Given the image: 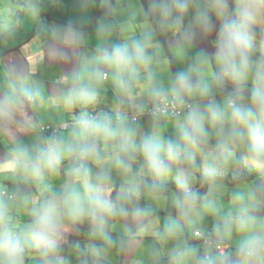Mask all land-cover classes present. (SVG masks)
<instances>
[{"label":"clouds","instance_id":"obj_1","mask_svg":"<svg viewBox=\"0 0 264 264\" xmlns=\"http://www.w3.org/2000/svg\"><path fill=\"white\" fill-rule=\"evenodd\" d=\"M121 2L95 44L52 26L81 50L57 94L0 79V127L38 115L0 138V264H264V0Z\"/></svg>","mask_w":264,"mask_h":264},{"label":"crops","instance_id":"obj_2","mask_svg":"<svg viewBox=\"0 0 264 264\" xmlns=\"http://www.w3.org/2000/svg\"><path fill=\"white\" fill-rule=\"evenodd\" d=\"M64 4L70 6L65 9L68 16L56 14L51 28L54 24H67L69 21L78 22L81 29L89 34V43L95 44L94 25L97 19L104 14L101 7L99 6V11L95 10L94 6L90 4V0H66ZM85 4L88 6L85 7ZM90 7H92V11ZM120 7L128 9L129 0H122ZM20 10L19 7L0 13V36H10L3 38L5 42L0 47V79L3 78L5 70L13 74H28L29 71L35 70L36 76L46 86V92L49 95H55L60 90L58 81L74 70L81 50L56 45L49 39L51 28L47 31L45 27H42L38 33L30 37L35 31L36 17L29 16L25 12L22 13ZM23 16H25L24 19ZM138 22V20L133 21V23ZM198 47L208 49L207 43H201ZM91 50L89 49V51ZM37 118L38 115L31 111L27 113V117L17 116L16 120L19 123L12 126L11 134L0 127V138L11 139L14 135L17 138L27 139L29 134L18 129L24 122L34 123ZM58 119V114L51 112L48 117H45L44 122L48 127H52ZM3 155L4 146L0 142V158ZM131 258L129 254H125L116 261V264H131Z\"/></svg>","mask_w":264,"mask_h":264},{"label":"rangeland","instance_id":"obj_3","mask_svg":"<svg viewBox=\"0 0 264 264\" xmlns=\"http://www.w3.org/2000/svg\"><path fill=\"white\" fill-rule=\"evenodd\" d=\"M16 1H17V5L13 9H18L20 7L21 8L20 11L22 13L25 12L29 16L34 15L36 17V24H37L38 20L41 18V16L39 15V12L41 10L47 9L46 6L36 4L35 3V0H33V3L32 4H29V0H16ZM5 3H7V0H0V5H3ZM52 4H53V6L54 5H57L58 7L61 8L60 11L58 12V14H62V16H65V17L68 16V13L65 11L66 8H63L62 5H59L58 2H56V1H53ZM90 4H91V2H90ZM95 5L101 6L100 0H97V2H96ZM37 9H39V10H37ZM90 10L92 11V7H90ZM24 17L25 16H23V19H24ZM21 22H22V20H21Z\"/></svg>","mask_w":264,"mask_h":264},{"label":"trees","instance_id":"obj_4","mask_svg":"<svg viewBox=\"0 0 264 264\" xmlns=\"http://www.w3.org/2000/svg\"><path fill=\"white\" fill-rule=\"evenodd\" d=\"M108 4L114 5L115 0H108ZM95 9L98 10V6H96ZM104 11H105V8H104ZM52 14L55 15V11L50 12L48 15L46 12H43L42 10L39 12V15L41 16V18H40L39 22L36 24L35 31L30 35V37H32L33 35L38 33V31L40 30L41 27H45L47 29V31L51 28V24H52L53 20H47L46 18H50L52 16Z\"/></svg>","mask_w":264,"mask_h":264},{"label":"built area","instance_id":"obj_5","mask_svg":"<svg viewBox=\"0 0 264 264\" xmlns=\"http://www.w3.org/2000/svg\"><path fill=\"white\" fill-rule=\"evenodd\" d=\"M49 128H51V127H49Z\"/></svg>","mask_w":264,"mask_h":264}]
</instances>
